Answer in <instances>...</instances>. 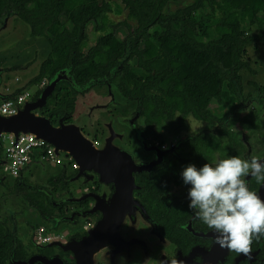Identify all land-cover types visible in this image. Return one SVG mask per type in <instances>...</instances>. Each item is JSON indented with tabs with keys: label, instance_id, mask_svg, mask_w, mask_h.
Here are the masks:
<instances>
[{
	"label": "flooded vegetation",
	"instance_id": "obj_1",
	"mask_svg": "<svg viewBox=\"0 0 264 264\" xmlns=\"http://www.w3.org/2000/svg\"><path fill=\"white\" fill-rule=\"evenodd\" d=\"M137 27L136 24L129 29L122 25L114 32L124 47L118 72L137 63L134 47L151 45L138 38ZM108 30L114 31V27L109 25ZM82 32V38L75 43L80 46L75 62H103L99 43L105 34L97 31V22L87 23ZM49 56L50 53L45 57L38 53L35 60L33 56L29 58L34 61L32 70L37 68L33 79ZM245 62L249 65L239 73L242 86L238 92L222 102L215 101L205 118H196L192 113L170 116L157 112L159 103L168 105L172 100L156 97L155 87L147 92L143 87L136 92L133 89L131 94L123 90L117 75L112 84L101 83L82 93L71 89L75 92L73 111L56 114L53 124L63 117L66 123L78 124L85 136L96 132L109 148L106 159L96 171L83 169L77 163L73 166L69 161L57 166L35 157L30 167L14 178L9 174L8 159L0 150V224L11 243L4 264H78L79 258L86 262L94 259V264H264V238L253 241L251 256L237 255L214 243L213 231L188 207L191 185L184 184L181 175L189 164L198 168L205 163L215 166L230 156H256L264 162V79H259L264 74V55L256 60L249 57ZM11 69L9 72L21 70ZM105 75L109 76L110 70L96 78ZM62 85L68 84L61 83L54 95ZM147 94L152 103L151 112L145 114L143 103ZM54 95L42 115L59 109L56 105L50 109ZM62 100L64 97L57 100L58 104ZM106 101L112 104L111 109L102 108ZM42 161L50 163L45 173L39 165ZM37 170L36 178L43 180L47 176L46 184L35 182ZM246 183L264 199V183H257L251 176ZM129 190H133L134 200L127 194ZM36 192L46 196L45 203L52 207L50 213L31 203ZM118 192L120 198L115 196ZM68 199L75 201L66 202ZM112 200L118 215L114 223L118 224L101 232L95 246H83L82 240L96 229ZM13 201L16 208H12ZM41 227L56 236L47 243L40 242Z\"/></svg>",
	"mask_w": 264,
	"mask_h": 264
},
{
	"label": "trees",
	"instance_id": "obj_2",
	"mask_svg": "<svg viewBox=\"0 0 264 264\" xmlns=\"http://www.w3.org/2000/svg\"><path fill=\"white\" fill-rule=\"evenodd\" d=\"M122 1L126 9L133 12L129 19L138 25V38L151 45L144 43L134 47L137 63L118 72L124 47L114 32L122 25L129 29L131 25L127 22L113 24L109 20L113 10L110 3L104 0H0V27L11 12L28 23L32 36L46 37L51 47L48 60L27 84L28 89L73 63V73L79 84L110 77L114 71L110 82L112 84L117 75L123 90L133 94V89L136 92L143 87L147 92L155 87L156 97L172 100L168 105L159 103L157 112H167L170 116L178 112L184 116L192 113L196 118H205L215 101L230 98L242 86L239 73L249 65L243 60L247 47L264 44V0H195L170 14H166L168 4L177 0ZM92 21L97 22V31L105 34L99 43L105 60L99 63L86 60L77 64L75 58L80 46L75 43L82 38L83 27ZM109 25L114 31L108 30ZM76 37L78 39L74 40ZM108 70L109 76L96 78ZM61 87L50 100V109L53 105L59 109L44 113L51 120L56 114L72 112L75 106V92L69 85ZM21 93L18 89L13 96ZM40 93L41 90L33 100ZM61 97L64 100L58 104ZM144 99L143 113L148 114L152 102H149L148 94ZM45 199L44 194L36 192L30 201L50 213L51 204L49 207ZM10 248V239L4 236L0 224V264L6 261Z\"/></svg>",
	"mask_w": 264,
	"mask_h": 264
},
{
	"label": "clouds",
	"instance_id": "obj_3",
	"mask_svg": "<svg viewBox=\"0 0 264 264\" xmlns=\"http://www.w3.org/2000/svg\"><path fill=\"white\" fill-rule=\"evenodd\" d=\"M181 175L184 184L191 185L188 207L213 231L214 243L237 255L251 256L253 241L264 238V199L249 189L246 178L264 183V162L256 156H230L215 166L189 164Z\"/></svg>",
	"mask_w": 264,
	"mask_h": 264
},
{
	"label": "water",
	"instance_id": "obj_4",
	"mask_svg": "<svg viewBox=\"0 0 264 264\" xmlns=\"http://www.w3.org/2000/svg\"><path fill=\"white\" fill-rule=\"evenodd\" d=\"M15 19H18L17 15H11L5 19L2 26L0 27V35L2 32H9L14 26ZM9 25V22H11ZM11 26V27H10ZM32 63H27V66H31ZM27 66L22 71H14L17 73H28L32 67L29 69ZM74 64L72 63L68 68H63L58 70L48 81L47 85L41 90L40 95L35 100H27L23 108L15 115H3L0 113V150H4L3 138L4 136H14L16 141H19L21 137H28L33 135L36 140L45 141L52 146L54 150V156L56 159L63 158L62 166L66 165L68 161L73 160L75 163L80 164L87 169H95L99 171V163L105 160V156L109 151V148L103 144L102 146H96L94 140L96 135L85 136L82 132L81 127L76 123H66L64 118L58 120L57 124H53L50 117L42 115L43 111L48 107V100L54 95V92L59 89L61 83L68 84L75 92L82 93L86 89L92 86H98L101 83H110L111 77H113L114 71H112V76L104 77L100 79H94L85 85H79L76 77L73 73ZM10 68H3L0 66V101L16 94L19 89L21 92H25L28 89L27 84L32 81L29 80L22 86L16 87V89L9 91L6 89L7 83V73ZM11 71V70H10ZM13 72V71H12ZM111 106L110 103L102 106V108L108 110ZM111 131L114 130L113 124L109 126ZM108 141V140H107ZM110 145V144H108ZM107 145V146H108ZM42 166L43 173L48 167V163L42 161L39 163ZM98 167V168H97ZM31 169H28L29 173ZM114 180H107V183L113 182ZM132 184L133 178H132ZM50 194V193H48ZM131 200L133 198V190L127 191ZM120 192L115 196L120 198ZM67 201H75L74 199H68ZM115 205L112 200V205L104 213L103 218L97 224L96 229L84 240H82L83 246H95L98 240V235L101 232L107 230L109 226L115 225L114 221L117 219ZM114 223V224H113ZM118 224V223H117ZM116 224V225H117ZM78 264H94V259L85 261L79 258Z\"/></svg>",
	"mask_w": 264,
	"mask_h": 264
},
{
	"label": "rangeland",
	"instance_id": "obj_5",
	"mask_svg": "<svg viewBox=\"0 0 264 264\" xmlns=\"http://www.w3.org/2000/svg\"><path fill=\"white\" fill-rule=\"evenodd\" d=\"M111 4L113 10L111 13H109V20L111 22H114V24H119L123 22H127L132 27H136V23L132 21V19H129L131 16H133V12L130 9H126L125 4L122 0H104ZM195 0H177V2L169 3L168 9H166V14L174 13L178 9L185 8L186 6L191 5L194 3ZM120 11V12H118ZM165 11V10H164ZM11 16V15H10ZM9 17V16H8ZM12 21L9 22V25H11ZM11 27V26H10ZM122 32V31H120ZM51 51L50 44L47 40H42L41 38H35L31 35V28L25 23L22 22L19 19H15L13 28L10 29L9 32H2L0 35V66L3 68H21L22 71L29 62L34 65L35 56L36 54H41L42 56H46ZM244 60L248 61L249 57L254 58L255 60L258 59L259 55H264V44L261 45H252L248 46L245 52ZM248 53V55H247ZM33 56L34 58L32 60H29V58ZM254 61V60H253ZM255 62V61H254ZM30 66V68L32 67ZM29 67V66H28ZM9 70V69H6ZM18 71V70H14ZM9 72L7 73V85L6 88H8L9 91H12L16 89L18 86H22L23 84L27 83L29 80L33 79V77L37 73V68L31 69L30 72L26 73H17V72ZM259 79H264V74L259 77ZM29 92L31 93V98H34L35 95L39 92V88L34 85L29 88ZM92 100H90L91 102ZM108 101L105 102V105ZM111 106L109 109H111ZM96 132H90L86 136H91L90 138L94 139L93 134ZM98 138L101 140V143H105L104 138L101 136H98ZM7 144H10V140H6ZM61 160V162L65 161L63 158L60 159H52L51 163L56 164L57 166L60 165L58 163ZM50 164V163H49ZM34 180L40 185L46 184V179L38 180L36 177H38V170L34 172ZM31 175V173H30ZM28 175V177L30 176ZM33 173L30 176V180L33 178ZM12 208H16V204L13 201L12 202ZM8 209L11 210V206H8ZM4 213V210H3Z\"/></svg>",
	"mask_w": 264,
	"mask_h": 264
},
{
	"label": "built area",
	"instance_id": "obj_6",
	"mask_svg": "<svg viewBox=\"0 0 264 264\" xmlns=\"http://www.w3.org/2000/svg\"><path fill=\"white\" fill-rule=\"evenodd\" d=\"M49 78L50 76L47 75L37 87L43 89L47 85ZM30 94L29 89H27L19 95L0 101V113L3 115L17 114L23 108L27 100H32ZM7 139L10 140L9 145L6 142ZM3 144L4 154L9 162V174L14 178L19 176L21 170L29 168L35 157H40L41 160L48 161L56 159L52 146L45 141L36 140L33 135L21 137L19 141H16L14 136H4ZM94 144L96 146L100 145L101 140L99 138L95 139ZM38 158L36 160H38ZM70 162L73 166H76L73 160H70ZM55 236L56 234L50 232L46 233L44 227L38 230V239L40 242L47 243Z\"/></svg>",
	"mask_w": 264,
	"mask_h": 264
},
{
	"label": "crops",
	"instance_id": "obj_7",
	"mask_svg": "<svg viewBox=\"0 0 264 264\" xmlns=\"http://www.w3.org/2000/svg\"><path fill=\"white\" fill-rule=\"evenodd\" d=\"M0 59H1V57H0ZM30 72V71H29Z\"/></svg>",
	"mask_w": 264,
	"mask_h": 264
}]
</instances>
